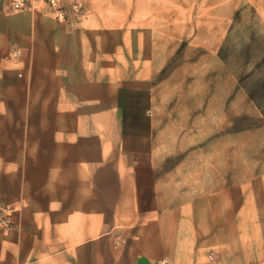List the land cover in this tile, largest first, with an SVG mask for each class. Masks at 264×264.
<instances>
[{"label": "crops", "instance_id": "0c3cea01", "mask_svg": "<svg viewBox=\"0 0 264 264\" xmlns=\"http://www.w3.org/2000/svg\"><path fill=\"white\" fill-rule=\"evenodd\" d=\"M87 5L60 22L0 0V211L13 217L0 264H264L263 20L242 46L262 53L229 71L226 41L249 31L244 11L203 1L178 84L191 2ZM159 105L200 138L191 160H167L162 137L182 132L159 129ZM243 134L257 154L244 164Z\"/></svg>", "mask_w": 264, "mask_h": 264}, {"label": "rangeland", "instance_id": "374dc122", "mask_svg": "<svg viewBox=\"0 0 264 264\" xmlns=\"http://www.w3.org/2000/svg\"><path fill=\"white\" fill-rule=\"evenodd\" d=\"M68 1L70 2V0ZM177 1L179 3L185 2L186 4H189V2L192 3V5L189 8L184 9V12L186 13L189 19L188 24H182V25L179 24V30H181L182 28L184 30L186 29L187 31L186 33L188 37H186V40L183 41V43H181V45L179 46L178 62L176 66L178 67L177 69L178 77L176 76L175 78L178 84L184 83V80H186L185 78L186 74L184 72L183 65L185 63L184 61L187 59V56L189 55V53L186 51L188 48L191 47L189 45V42L199 41L198 29L201 28V22H202L201 19L205 17V11H206L205 9L202 8L203 1H210L211 3L222 1V2H226L227 5L233 2L234 5L239 4V7L241 6V8H239V11H244L243 13L244 15L243 14L237 15V19H238L237 22L240 23L242 21L243 23H245L244 20L246 18L247 21L245 23L246 25L244 26V29L247 28L249 31H244V33L240 35L241 36L240 40L231 41L229 37L227 38V41H226L227 51L225 53V61H226V67L228 68L229 71L230 70L233 71L234 69H237L240 67L242 68L243 72L248 71L249 65L247 64L245 65L244 63L245 56L247 58H251L252 56L256 57L257 55H260L262 52L258 53L257 50L254 48L252 51V54H250L248 51H246L244 54L243 50H246L247 47L245 48L242 46H245L248 42L245 40V37L254 34V32L258 28L259 25L257 24V22L259 21V18L262 19L264 22V0H177ZM85 2H86V10H85L84 15L80 16L76 13H73L68 21H71L72 19H75V18L87 17L89 9L87 5V0H85ZM5 4L7 5V0H5ZM249 7H251V9H249ZM227 10L228 9H225V11ZM178 11L180 12L183 10L179 8ZM208 11L210 12V15H211V13L213 12V9H209ZM6 12L14 13V12H9L8 9ZM32 12L34 13V11ZM245 12H246V15H245ZM35 13L43 14V15H50L54 17L52 14L43 12V11L42 12L37 11ZM115 34L117 33L115 32ZM203 52H205V50H203ZM199 55L201 56V53ZM210 60H211L210 61L211 65H213L214 62L212 60V57L210 58ZM176 67L174 68L175 70H176ZM211 77H212L211 79L213 80L217 79V76H215L214 73L211 75ZM172 91L176 92L174 104H171L173 107L175 106V103L178 101L179 98L181 99V102H184L185 88H178ZM158 112H159L158 118L159 117L161 118V116L165 118L163 121L158 120L159 129L167 128L168 132L171 130H177V132H182V134L179 136H174V135L169 136L168 135V136L162 137L164 144L167 145V152H166L167 160L174 165L177 163L180 164L181 162H185L187 159L191 160L193 152L196 151L202 145L200 142V138H189L185 135L186 122L182 120H175V117H179V115L174 114L173 116L174 119L170 121L168 112L165 113L163 111L162 112L160 111V105H159ZM242 123H243V128L245 127V125L248 124L247 122H244V121ZM249 146H250L249 137L243 134V153H242L243 164L245 161H249L251 156H253L254 159H256L257 157V154H252L247 151V149H249ZM220 155L221 157H224V156H227V158L228 156H230V158L232 157L231 153L230 154L225 153V154H220ZM217 156L218 154H210L211 159H214V160L218 159ZM168 171L170 170L168 169ZM171 171L174 173L179 172V174L175 178L176 179L175 184L177 183L179 188L186 190L187 184L180 185L181 182L185 181L184 173L186 172V170L183 168L182 169L174 168ZM210 187H213V185L211 184ZM209 258L211 261H214V259L217 258V255L214 253H211L209 255Z\"/></svg>", "mask_w": 264, "mask_h": 264}, {"label": "built area", "instance_id": "2783aa9c", "mask_svg": "<svg viewBox=\"0 0 264 264\" xmlns=\"http://www.w3.org/2000/svg\"><path fill=\"white\" fill-rule=\"evenodd\" d=\"M9 12H37L50 13L60 22L69 20L73 13L80 16L86 10L85 0H7ZM18 50H14L7 57L17 58ZM13 223L12 213L7 210L0 211V227H7Z\"/></svg>", "mask_w": 264, "mask_h": 264}]
</instances>
